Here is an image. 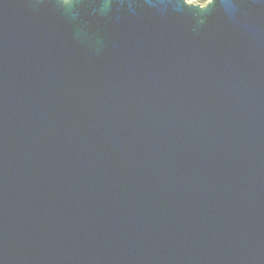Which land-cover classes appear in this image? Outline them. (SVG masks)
Masks as SVG:
<instances>
[{
  "label": "water",
  "instance_id": "95a60500",
  "mask_svg": "<svg viewBox=\"0 0 264 264\" xmlns=\"http://www.w3.org/2000/svg\"><path fill=\"white\" fill-rule=\"evenodd\" d=\"M0 264H264V0H0Z\"/></svg>",
  "mask_w": 264,
  "mask_h": 264
},
{
  "label": "rangeland",
  "instance_id": "374dc122",
  "mask_svg": "<svg viewBox=\"0 0 264 264\" xmlns=\"http://www.w3.org/2000/svg\"><path fill=\"white\" fill-rule=\"evenodd\" d=\"M187 2L191 3H198V4H204L207 0H186Z\"/></svg>",
  "mask_w": 264,
  "mask_h": 264
}]
</instances>
